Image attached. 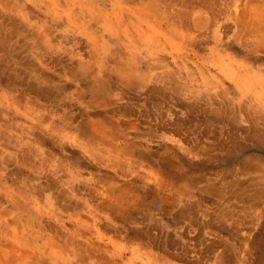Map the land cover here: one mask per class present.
Instances as JSON below:
<instances>
[{
    "label": "rangeland",
    "instance_id": "rangeland-1",
    "mask_svg": "<svg viewBox=\"0 0 264 264\" xmlns=\"http://www.w3.org/2000/svg\"><path fill=\"white\" fill-rule=\"evenodd\" d=\"M93 1L0 0V249L264 264V0Z\"/></svg>",
    "mask_w": 264,
    "mask_h": 264
},
{
    "label": "bare ground",
    "instance_id": "bare-ground-1",
    "mask_svg": "<svg viewBox=\"0 0 264 264\" xmlns=\"http://www.w3.org/2000/svg\"><path fill=\"white\" fill-rule=\"evenodd\" d=\"M44 1V0H43ZM60 1V0H59ZM66 1V0H65ZM85 4H86V6L88 7V8H92L93 9V7H94V4H95V2L93 1V0H82ZM97 1V0H96ZM122 1V0H121ZM82 2V3H83ZM248 2H250V1H248ZM126 3V2H125ZM251 3H249V5H250ZM260 4V3H259ZM62 7H63V5H62ZM106 7V6H105ZM148 7H149V5H148ZM247 7V6H246ZM78 8V7H77ZM135 8V7H134ZM168 8V7H167ZM248 8V7H247ZM80 9V8H79ZM29 10H31V9H29ZM70 10V9H69ZM83 10V9H82ZM85 10V9H84ZM131 10V9H130ZM141 10H143V9H141ZM21 11V10H20ZM110 11V10H109ZM147 11V10H146ZM28 12V11H27ZM81 14V13H80ZM36 15V14H35ZM235 16V15H234ZM242 16V15H241ZM27 17V16H26ZM85 17V16H84ZM111 17V16H110ZM105 18H107L106 16L104 17V19ZM109 18V17H108ZM240 18V17H239ZM82 19V18H81ZM175 19V18H174ZM173 19V20H174ZM244 19H246L247 21H246V25H248L250 28H252L253 30H254V34H259L260 32H261V29L263 28V24H264V6L262 7V8H250L249 9V11H248V13L246 14V17H244ZM164 20H165V18L163 19V22H164ZM195 20V19H194ZM211 20V19H210ZM215 20V19H214ZM214 20H212V22L214 21ZM96 21V20H95ZM108 21V20H107ZM196 21V20H195ZM182 22V21H181ZM82 23H84V22H82ZM179 23H180V21H179ZM210 23H211V21H210ZM97 24V23H96ZM105 25V24H104ZM175 25V24H174ZM239 25V24H238ZM237 25V26H238ZM47 27V26H46ZM89 27H91V26H89ZM106 27V26H105ZM167 27V26H166ZM239 28H241L240 26H238ZM50 28V27H49ZM109 29V28H108ZM248 29V28H247ZM90 30H91V28H90ZM240 30V29H239ZM107 31H109V30H107ZM92 32V31H91ZM244 32V31H243ZM114 33V32H113ZM242 33V32H241ZM56 34V33H55ZM91 34V33H90ZM111 35V34H110ZM151 35V34H150ZM165 35H167V34H165ZM95 36V35H94ZM114 36V35H113ZM241 36H242V34H241ZM244 36V35H243ZM117 37V36H116ZM153 37H154V35H153ZM183 37V36H182ZM187 37V36H186ZM194 37V36H193ZM246 37H247V39L248 38H251L252 37V35H251V33H249V34H247L246 35ZM245 37V38H246ZM257 37V36H256ZM261 37V36H260ZM87 38V37H86ZM96 38H98V37H96ZM155 38V37H154ZM259 38V37H258ZM92 40H93V42L97 45L96 47H98V46H100L99 45V43H98V41H97V39H95L93 36H92V38H91ZM156 39H157V37H156ZM260 39V38H259ZM155 40V39H154ZM153 40V41H154ZM182 40H184V39H182ZM187 40V39H186ZM251 40V39H250ZM153 43V42H152ZM260 43V42H259ZM258 43V44H259ZM154 44V43H153ZM264 45V44H263ZM111 46V45H110ZM146 46V45H145ZM234 46V45H233ZM260 46V45H259ZM147 47H149V46H147ZM146 47V48H147ZM92 48V47H91ZM256 48V47H255ZM259 48V47H258ZM94 49H96V48H94ZM112 49V48H111ZM155 49V48H154ZM264 49V48H263ZM262 50V49H261ZM121 51V50H120ZM132 51H133V49H132ZM137 52V51H136ZM135 52V53H136ZM149 52H153V51H149ZM108 53V52H107ZM104 55V54H103ZM102 55V56H103ZM109 55H110V53H109ZM112 55V54H111ZM106 57V56H105ZM138 57H140V56H138ZM111 58V57H110ZM132 60V59H131ZM250 60V59H249ZM254 60H255V58H254ZM257 60V59H256ZM102 61V60H101ZM244 61V60H243ZM252 61H253V59H252ZM96 62V61H95ZM105 62V61H104ZM241 63V62H240ZM239 62H238V64H240ZM246 63H247V61H246ZM249 63V62H248ZM250 63H251V61H250ZM100 64V63H99ZM245 64V63H244ZM253 64V63H252ZM237 65V64H236ZM254 65V64H253ZM108 66V65H107ZM121 66V65H120ZM215 66V65H214ZM245 66V65H244ZM249 65H247V66H245V68H248V73L250 72V68H251V66L250 67H248ZM262 66V65H261ZM109 67V66H108ZM117 67V66H116ZM119 67V66H118ZM117 67V68H118ZM98 68V67H97ZM106 68V67H105ZM110 68V67H109ZM122 69V68H121ZM130 69V68H129ZM198 69V68H197ZM224 69V68H223ZM222 69V70H223ZM229 69V68H228ZM261 69V68H260ZM230 70V69H229ZM113 71V70H112ZM198 71V70H197ZM220 71V70H219ZM225 71V70H224ZM223 71V72H224ZM226 71H227V69H226ZM225 71V72H226ZM231 71V70H230ZM229 71V72H230ZM235 71V70H234ZM237 71V70H236ZM104 72V71H103ZM228 72V73H229ZM232 72H233V70H232ZM192 73V72H191ZM190 73V74H191ZM227 73V74H228ZM255 73V72H254ZM256 73H258L257 71H256ZM124 74V73H123ZM203 74H204V72H203ZM220 74H222V72L220 71ZM261 74V73H260ZM201 75V74H200ZM212 75V74H211ZM222 75H224V73L222 74ZM232 75V74H231ZM231 75H230V78H231ZM145 76V75H144ZM237 76V75H236ZM250 75H248V77H249ZM252 76V75H251ZM254 76V75H253ZM258 76H261V75H258ZM216 77V76H215ZM256 77V76H255ZM130 78V77H129ZM128 78V79H129ZM133 78V77H132ZM193 78H194V75H193ZM202 78V77H201ZM230 78H229V80H230ZM99 79V78H98ZM127 79V80H128ZM139 79V78H138ZM215 79V78H214ZM247 79H249V78H247ZM252 79H254V78H252ZM203 80H204V77H203ZM206 80H208V79H206ZM217 80V79H216ZM256 80V79H255ZM262 80V79H261ZM260 80V81H261ZM264 80V79H263ZM125 81V80H124ZM148 81V80H147ZM217 81H219V80H217ZM221 81V80H220ZM257 81V80H256ZM141 82V81H140ZM196 82V81H195ZM214 82V81H213ZM222 82V81H221ZM242 82V81H241ZM247 82V81H246ZM245 82V83H246ZM261 82H264V81H261ZM128 83V82H127ZM205 83V82H204ZM208 83V82H207ZM254 83V82H253ZM252 83V84H253ZM256 83H258V82H256ZM253 84V86H257V87H259V85L258 84ZM180 84V83H179ZM213 84V83H212ZM218 84V83H217ZM219 86V85H218ZM252 85H250V87H252V91H253V89H254V87H253ZM261 86V85H260ZM260 88V90L259 91H257V93H259V92H262V95H261V97H263L264 96V88L262 89L261 87H259ZM249 90V89H248ZM247 90V91H248ZM256 91V90H255ZM246 92V91H245ZM243 94V93H242ZM250 94H252V93H250ZM245 95V94H244ZM249 95V94H248ZM253 96H257L258 97V94H256V95H253ZM245 97V96H244ZM246 98V97H245ZM256 98V97H255ZM259 98V97H258ZM252 99V98H251ZM254 101H256V100H254ZM260 102V101H259ZM263 106V105H262ZM257 107V106H256ZM262 108V107H261ZM260 108V109H261ZM256 109V108H255ZM258 109V108H257ZM264 109V108H263ZM264 111V110H263ZM262 112V111H261ZM261 112H259V113H261ZM262 118V117H261ZM256 123V122H255ZM256 134V133H255ZM263 135V134H262ZM256 136V135H255ZM259 136V135H258ZM256 140H258V139H256ZM260 140V139H259ZM80 142V141H79ZM256 142H258V144H260L259 143V141H256ZM86 144V143H85ZM256 144V143H255ZM262 144V143H261ZM87 145V144H86ZM82 147V146H81ZM86 149V148H85ZM263 149H264V147H263ZM90 150V149H89ZM23 153V152H22ZM264 158V157H263ZM249 159V158H248ZM247 159V160H248ZM244 161H246V160H244ZM259 161V160H258ZM257 161V162H258ZM262 161H263V159H262ZM251 163H252V161H250ZM264 162V161H263ZM254 163V162H253ZM260 165V164H259ZM238 166H239V164H238ZM247 166V165H246ZM264 166V165H263ZM233 167V166H232ZM262 167V166H261ZM260 167V168H261ZM236 168V167H235ZM186 169V168H185ZM238 169V168H237ZM236 169V170H237ZM248 170V169H247ZM246 171V170H245ZM243 171L241 170V173H242ZM2 173V172H1ZM263 182V181H262ZM22 184V183H21ZM115 189V188H114ZM13 190V189H12ZM14 191V190H13ZM115 191V190H114ZM120 191H122V190H120ZM118 193V192H117ZM121 194L123 193V192H120ZM119 193V194H120ZM125 193V192H124ZM51 194V193H50ZM115 194V193H114ZM117 195L116 197H118V198H120V199H122V198H124V194H122L123 196H121V195ZM44 195V194H43ZM45 195H46V193H45ZM49 195V194H48ZM47 195V196H48ZM104 195V194H103ZM104 196H106V195H104ZM49 197V196H48ZM258 198V197H257ZM45 199V198H44ZM113 200V199H112ZM47 201V200H46ZM51 201H55L53 198L51 199ZM110 201V200H109ZM122 201V200H121ZM48 203V202H47ZM115 203H116V201H115ZM51 204V203H50ZM109 204V203H108ZM52 205V204H51ZM72 205V204H71ZM51 207V206H50ZM6 208V207H5ZM54 208V210H55V207H53ZM1 211V210H0ZM16 213V212H15ZM13 214V213H12ZM10 217V216H9ZM11 219H12V215H11ZM1 220V219H0ZM10 220V219H9ZM17 220V219H16ZM20 220V219H19ZM8 221V220H7ZM6 221V222H7ZM15 221V220H14ZM23 221L24 220H22V224H23ZM38 221V220H37ZM9 223L8 224H11V222L10 221H8ZM19 222V223H20ZM27 222H29L30 223V221H27ZM27 222H25L26 224H27ZM20 223V224H21ZM13 224V223H12ZM17 224V223H16ZM19 224V225H20ZM21 224V225H22ZM37 224H38V222H37ZM40 224H41V222H40ZM18 225V226H19ZM24 225V224H23ZM6 226H9V225H7L6 224ZM15 226H17V225H15ZM17 226V227H18ZM44 226V225H43ZM37 227H38V225H37ZM41 227H42V225H41ZM15 227H13V229H14ZM26 228V227H25ZM39 228V227H38ZM37 228V229H38ZM8 229V228H7ZM12 229V230H13ZM29 229V228H28ZM47 229H48V226H47ZM46 229V230H47ZM12 230H11V232H12ZM17 230V229H16ZM22 230V229H21ZM96 230V229H95ZM9 231V230H8ZM29 231V230H28ZM42 231V230H41ZM52 231H54V229L52 230ZM57 231V230H56ZM97 231V230H96ZM4 232H5V229H4ZM14 232V231H13ZM12 232V233H13ZM23 232V231H22ZM31 232V231H30ZM47 232H50V231H47ZM29 233V232H28ZM51 233V232H50ZM60 233V232H59ZM99 233V232H98ZM3 234H5V233H3ZM34 234V233H33ZM44 234V233H43ZM1 235V234H0ZM7 235H9V234H7ZM50 235V234H49ZM59 235H61V234H58L57 236H59ZM21 236H22V234H21ZM41 236V235H40ZM44 236V235H43ZM42 236V237H43ZM48 236V235H47ZM57 236H55V237H57ZM62 236V235H61ZM9 237H15V239L17 240L18 238H17V235H13V234H11V235H9ZM8 237V238H9ZM20 237V236H19ZM26 238H27V241L29 242V241H32L33 242V244L32 245H34V248L33 249H36L37 248V245H36V243H34L35 241L33 240V238L30 236V235H27L26 236ZM26 238H24V237H22V239H26ZM35 238H37V237H35ZM61 238V237H60ZM64 238V237H63ZM97 238H98V236H97ZM3 239V238H2ZM21 239V238H20ZM11 240V239H10ZM41 240V239H40ZM46 240V239H45ZM49 240H51V238H49ZM52 240H54V239H52ZM63 240V239H62ZM2 241H4V240H2ZM71 241V240H70ZM101 241V240H100ZM6 242H8V241H6ZM5 242V243H6ZM13 242V241H12ZM32 242H30V243H32ZM43 242V241H42ZM63 242V241H62ZM3 243V242H2ZM22 243H24V242H22ZM55 243V242H54ZM59 243V242H58ZM11 244V243H10ZM52 244H53V241H52ZM66 244V243H65ZM72 245V243H69V245ZM13 245V244H12ZM11 245V247H7V248H5V249H0V264H11V254H12V251H13V249H12V246ZM62 245H64V244H62ZM90 245V244H89ZM36 246V247H35ZM39 246V245H38ZM88 246V245H87ZM91 246V245H90ZM89 246V247H90ZM98 246V245H97ZM5 247V246H4ZM92 247V246H91ZM90 247V248H91ZM135 247V246H134ZM137 247V246H136ZM41 249V248H40ZM39 248L36 250L42 257L44 256V257H49V259H51L52 258V261H54L55 263L56 262H60L61 261V263L63 264V263H65V261H64V259H63V256H62V252L60 251V252H57L58 251V249H57V251L56 250H51V252H50V254H45L44 253V251L43 250H40ZM82 250V249H81ZM86 250V249H85ZM97 250V249H96ZM100 250V249H99ZM134 250V249H133ZM89 252H91L92 251V249L90 250H88ZM101 251V250H100ZM107 251V250H106ZM137 251V250H136ZM67 252H69V251H67ZM81 252V251H80ZM79 252V253H80ZM96 252V251H95ZM98 252V251H97ZM77 253V252H76ZM76 253H75V257H76ZM78 253V254H79ZM83 253V252H82ZM131 253V252H130ZM137 253H138V251H137ZM136 253V254H137ZM146 253H148V252H146ZM77 254V255H78ZM96 254H98V253H96ZM100 255H101V252H100ZM104 255V254H103ZM135 255V254H134ZM138 255V254H137ZM40 256V257H41ZM25 257V256H24ZM79 257V256H78ZM89 257V256H88ZM93 257V256H92ZM98 256H96V258H97ZM108 257V256H107ZM120 257V256H119ZM28 258V257H27ZM77 258V257H76ZM80 259L82 258V257H79ZM85 258V257H84ZM104 258H106V253H105V256H104ZM134 258V257H133ZM138 257H136V259H137ZM158 258V257H157ZM78 259V258H77ZM101 259V258H100ZM132 259V258H131ZM152 259V258H151ZM155 259V258H154ZM99 260V259H98ZM129 260V259H128ZM25 261L27 262V259H25ZM81 261H83V260H81ZM86 261V260H85ZM78 262V261H77ZM76 262V263H77ZM110 263H111V261H109ZM133 262V261H132ZM153 262V261H152ZM151 262V263H152ZM37 263V262H36ZM96 263V262H95ZM94 263V264H95ZM115 263V262H114ZM150 263V264H151ZM156 263H157V261H156ZM173 263V262H172ZM28 264V263H27ZM35 264V263H34ZM38 264V263H37ZM98 264H99V262H98ZM107 264V263H106ZM157 264H159V263H157ZM167 264V263H166ZM169 264V263H168Z\"/></svg>",
    "mask_w": 264,
    "mask_h": 264
}]
</instances>
